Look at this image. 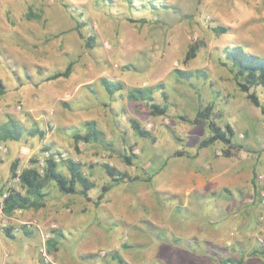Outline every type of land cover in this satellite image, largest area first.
I'll return each instance as SVG.
<instances>
[{
  "label": "rangeland",
  "instance_id": "374dc122",
  "mask_svg": "<svg viewBox=\"0 0 264 264\" xmlns=\"http://www.w3.org/2000/svg\"><path fill=\"white\" fill-rule=\"evenodd\" d=\"M216 25L225 30L216 33ZM191 44H197V52L185 59ZM235 44L264 57V0H0V123L12 116L26 129L42 125L46 145L66 153L57 160L58 168L66 172L62 163L67 158L80 161L95 183L89 200L78 193L55 197L67 208L57 212L58 227L44 229L19 209L11 216L1 214L0 231L10 225L30 233L19 229L16 238L0 241H37L38 231L41 262L63 264L46 241L58 229L60 254L71 263L117 264L115 253L131 264H151L155 252L165 249L158 243L177 236L173 249H193L177 241H196L201 250L214 251L215 264H264V253L244 254L264 247V112L238 88L229 63L223 64L224 47ZM69 61L73 65L67 78L46 79ZM176 70L193 75L177 76ZM102 77L120 80L124 88L110 94L100 84ZM158 84L162 88L153 92V100L166 105L164 114L153 115L145 101L126 97L131 88ZM251 90L264 108V85ZM206 104L212 105L211 118L218 125L233 127V147L216 141L197 150L209 129L205 121L189 120ZM131 119L154 139L137 134ZM86 120L95 121L105 140H80L75 147L71 133L83 134ZM53 137L59 150L50 145ZM40 139L18 157L19 166H30ZM19 142L8 141V155ZM130 153L135 155L132 164L124 158ZM104 163L125 176L111 178ZM194 165L202 181L222 168L237 171L225 187L228 191L215 183L210 199L202 189L188 198L168 195V170L181 169L187 175ZM231 173L222 174L220 182ZM252 177L261 192L256 203ZM102 185L108 188L96 205ZM79 248L92 251L95 260L78 255ZM226 258L232 261L224 263Z\"/></svg>",
  "mask_w": 264,
  "mask_h": 264
},
{
  "label": "trees",
  "instance_id": "16d2710c",
  "mask_svg": "<svg viewBox=\"0 0 264 264\" xmlns=\"http://www.w3.org/2000/svg\"><path fill=\"white\" fill-rule=\"evenodd\" d=\"M39 15H37V18ZM76 28L78 26L76 25ZM216 33H221L225 30L224 27L216 25L213 27ZM80 34V33H79ZM80 36H82L80 34ZM87 46L90 45L89 41L85 43ZM197 44H191L188 46V49L185 54V59H189L195 56L197 52ZM223 54L225 55V61L223 64L227 65L229 63V70L232 73V77L237 84L238 88L246 93V97L257 106H260L261 110L264 112V108L254 91L251 90L252 86L255 85H264V57L258 54L249 53L241 44L225 46L223 49ZM73 62L69 61L64 69L55 71L52 74L46 77L47 80L57 79L59 77L67 78L72 72ZM177 76L190 77L193 75L191 71H175ZM198 74L205 75L202 70H197ZM100 84L105 88V90L113 94L118 90L124 88L123 82L120 80H112L106 77L100 79ZM162 88L161 84L155 86H143V87H134L131 88L127 94V99L131 101L143 100L147 103L151 114H164L166 111V105H160L159 103L153 100V92L156 89ZM4 92V87L0 81V94ZM212 105L206 104L205 106L199 108L193 119L189 121L192 123H199L205 121L209 129V135L206 138H203L197 144V150L209 146L216 141H220L228 147H233V136L234 129L229 123H225L223 126L218 125L212 118ZM183 119H186L184 116H181ZM131 128L139 135L150 137L154 139L152 133L140 126L139 122L136 119L130 120ZM86 130L83 134L76 132L73 137L75 143L81 141H97L102 142L105 140V135L102 130H100L94 120H86L84 122ZM31 135L37 134V128L31 127V129H26L16 118L10 116L4 122L0 123V143H6L10 140H20L25 133ZM39 136L42 138L43 133L39 132ZM45 148H49V145H46ZM130 150H133V147H130ZM224 155L229 156L231 153L228 149L224 150ZM178 155H182L181 151H177ZM135 156L133 153L130 155H124L125 161L128 164H132V157ZM68 174H65L58 168V161L55 160L52 156L46 159L45 169L42 173L38 171L35 166V158L30 159V166L22 169L19 180L20 185L24 189V192L11 191L4 199L3 211L5 214L10 215L13 211L17 209H36L41 206V199L44 196L43 187L49 182L53 181L58 190L64 194H72L80 192L88 200L90 199L88 195V190L94 186V183L88 178V176L83 172L82 163L76 161L72 158L64 159ZM18 164V158L15 160L13 165V170ZM106 168L108 175L113 179H121L125 176L124 172L119 174L116 173L117 170L115 167L109 166L107 163L103 165ZM146 180V179H145ZM252 183V194H253V203H256L260 197V188L256 184L254 177L251 178ZM77 185L80 186V189H77ZM107 185L102 186L101 192L97 195V199L94 201V204H98L99 200L103 197L104 192L107 190ZM225 191H228L227 188H224ZM1 193V192H0ZM25 229V228H24ZM7 230V228H6ZM26 233H29L27 229ZM49 241H54L49 240ZM52 246L50 243L48 247ZM264 253V247L260 251ZM241 260V259H240ZM230 258H226L224 263L231 262ZM242 261V260H241ZM50 264V263H47Z\"/></svg>",
  "mask_w": 264,
  "mask_h": 264
},
{
  "label": "crops",
  "instance_id": "0c3cea01",
  "mask_svg": "<svg viewBox=\"0 0 264 264\" xmlns=\"http://www.w3.org/2000/svg\"><path fill=\"white\" fill-rule=\"evenodd\" d=\"M38 122H40V121H38ZM30 126L37 128V134L31 135L28 132L25 133L23 135V137L20 139V142L17 145H15L12 153L10 151L9 155H8V152H9L8 142L5 143L8 147V151H7L6 157L1 158V156H0V164H5V166H6L4 168L0 167V192L3 190L4 181L12 173V169H13V165L15 163V160L20 155H22V153H24L25 151L30 149L31 145H33L35 143L36 138L39 136V132L43 133V135L45 133L44 127H42V125H40V124L37 127H36V125L35 126L30 125ZM31 127H29L28 129H31ZM75 133L76 132H73V133H71V135H72L73 146L77 147L79 145V142L75 143V141H74L73 135ZM26 135H28V136H26ZM33 136H36V138H34ZM52 139L54 140V137ZM50 142H51L50 145L52 148L59 150L60 145L55 140L53 142L50 140ZM195 161L197 162V159ZM62 165H64V168L66 169V172H64V173L68 174L66 163L63 162ZM58 167H59V163H58ZM195 167L196 166L194 165L193 171L187 170L188 171L187 175L181 169H177L176 173H173L174 169L170 170L168 168L169 174H167V184L164 187L167 194L171 195L172 198H174L173 197L174 195L178 196L179 198H182V197L188 198V196H191L194 194L195 190L202 189V190L206 191L205 197H208V199H210V198H212V192H213L212 190L217 187V186H214L215 183H218V186H221L222 188L229 186L228 184L234 178V176L232 177L233 173H235L237 171L236 167H232V166L230 168H227V167L222 168L221 170H216V172L211 174V175L209 172L208 173L209 174L208 180L202 181V175L201 174L199 175V172L196 169H194ZM59 170H60V168H59ZM228 170H231V172H232L230 178L228 180H223L222 182H220L221 179L225 178L224 176H222V174L227 173ZM83 172H84V170H83ZM175 174L177 175L176 177L179 178L178 185L173 183ZM190 177L192 178V181H191ZM91 181L94 183L93 180H91ZM51 182H53V181H49L43 187L44 196L41 199V206H39L36 209H33V208L19 209V211L20 210L23 211V217L24 218H27V219L35 218V220L37 219L38 224L41 225V227H43L44 229H46L48 226L51 227L54 224L57 225V227H58V225L61 226V222L57 218V212L60 210H64V211L67 210L65 204L59 205V203L54 201L55 197H59L60 195H65V194L58 190L55 183H51ZM94 186H95V183H94ZM102 186H101V188H102ZM77 189H80L79 185H77ZM89 190H88V192H89ZM77 193L80 194V192H76V193H72V194H77ZM88 195H89V193H88ZM56 206H57V208H56ZM173 206H175V205H173ZM183 206H184V204H183ZM175 209H177V208H173L172 211L174 212ZM181 210H183V208ZM12 213H11V215H12ZM19 229L21 230L20 232H22L24 235H29V233H30V232L26 233L25 232L26 229H24L23 226H21V228H19V226L12 228L9 225L7 227V230L5 229L4 231H0V240H3L4 237H9V238H13V239L16 238L19 234ZM51 231H53V234L46 241H47V245L49 243L52 245V246H50L49 249L53 253L55 259L58 262L63 263V264H74V263L69 262V258L62 257V255L60 254V245L62 243H61V241H57L55 238L59 237L61 235V233L58 232V229H52ZM40 235H41L40 232L37 231V241H35V239H32V241H12L13 243H10L7 241H0V264H43L40 260L39 254H38V246L41 243ZM32 238H35V237H32ZM53 239H54V241H49V240H53ZM171 239H172V241H163V243H162V241H160V243H158L160 245L162 244V246L165 247V249H162V250L158 249L154 254V255L158 254V255H156V257L161 258V260H160L161 264H184L185 260H190L192 263H195V264H203L202 260H204L208 264H213V263L215 264L217 262L214 251L206 252L205 250L204 251L201 250L199 245H198L200 243H196V241H187L188 243H185L184 241H177V242H181V243L193 246V249H190V250L189 249H186V250L176 249L175 250L172 248L171 245H172V243L176 242L175 240L177 239V236L171 237ZM249 243L252 244V241H249ZM234 244L237 245L239 243L236 242ZM243 245L246 246L248 244L246 242ZM196 246H197V248H196ZM252 250H254L253 252L259 253L261 251V248L253 247L250 250L248 249V250L244 251V254L246 255L247 253L252 252ZM241 251H237L240 254V256H241V253H240ZM91 252L92 251H90V250L85 251L82 248L77 249L78 255L84 256L86 254V255H88V257L91 256L90 258L93 261L95 259L93 258V256H92L93 254ZM73 256H75V255H73ZM113 258L117 264H124V263L125 264H131V262L128 260V258H126V256H125V258L122 259L118 254L114 253ZM157 258H155V256H154V258L151 261L152 262L151 264H159V260ZM154 261H157L158 263H156ZM95 264H97V262H95Z\"/></svg>",
  "mask_w": 264,
  "mask_h": 264
},
{
  "label": "built area",
  "instance_id": "2783aa9c",
  "mask_svg": "<svg viewBox=\"0 0 264 264\" xmlns=\"http://www.w3.org/2000/svg\"><path fill=\"white\" fill-rule=\"evenodd\" d=\"M18 108H20V106H18ZM50 114L52 112H49ZM41 143H40V150H38V152L33 156L35 158V166L38 169V171L40 173H42L45 169V165H46V159L49 157H53L55 160H58L59 158L62 157H66V153L65 152H56V151H52L49 148H45L46 143H45V138H41L40 139ZM8 150V147L6 144L4 143H0V156L1 158H4V156L6 155ZM32 157L29 158V160ZM19 163V161H18ZM24 167L19 166V164H17L16 168L13 170V172L11 173V175L4 181V188L0 193V215L1 214H5V212L3 211V206H4V199L6 198V196L9 194V192L11 191H18L23 193L24 189L21 187L20 185V180H19V175L22 171ZM7 215V214H5ZM25 224L27 226H31L32 222L30 221H26ZM230 235L233 236L234 232L231 231ZM53 264V263H50Z\"/></svg>",
  "mask_w": 264,
  "mask_h": 264
}]
</instances>
